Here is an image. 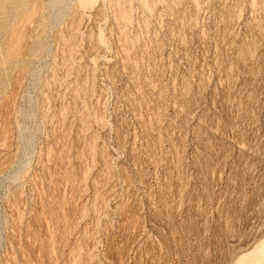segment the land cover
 <instances>
[{
    "label": "rangeland",
    "instance_id": "rangeland-1",
    "mask_svg": "<svg viewBox=\"0 0 264 264\" xmlns=\"http://www.w3.org/2000/svg\"><path fill=\"white\" fill-rule=\"evenodd\" d=\"M0 264H264V0H0Z\"/></svg>",
    "mask_w": 264,
    "mask_h": 264
}]
</instances>
